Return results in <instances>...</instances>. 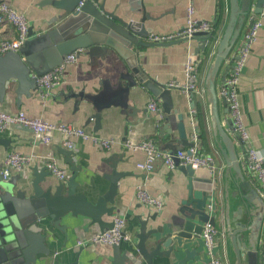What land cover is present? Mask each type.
I'll return each mask as SVG.
<instances>
[{
    "label": "crops",
    "instance_id": "1",
    "mask_svg": "<svg viewBox=\"0 0 264 264\" xmlns=\"http://www.w3.org/2000/svg\"><path fill=\"white\" fill-rule=\"evenodd\" d=\"M19 11L24 12L30 19L35 34L54 27L58 22L54 17L62 15V11L53 5H40L42 0H7ZM195 15L199 18L214 21L216 24L215 39L208 47L200 48L201 39H178L165 44L153 42L148 39L152 32L169 34L180 31L187 24V8L189 0H99L109 11H114L123 17L125 21H142L145 13L147 17L142 21L147 33L134 34L132 49L134 55H125L118 50L109 47L106 53L90 54L89 48L80 51L78 59L67 66L65 81L56 87L52 93L42 99L39 87L30 88L31 95L23 93L18 99L15 87L10 88L3 101L0 99V108L9 112L24 110L30 116H41L45 120L54 123H72L83 127L87 132L104 138H113L115 141L110 149H104L91 139H82L73 136V148L67 147L64 136L53 132V140L43 143L36 139L33 131L21 124H14L5 131L0 132L6 142L0 144V173L6 156L10 151L31 155L32 160L22 171H13L9 179L17 182L23 178L21 186L27 188L33 179V167L39 170L47 166L49 175L46 180L57 184L61 180L52 173L50 162L52 159L60 166L68 168L69 176L72 174L70 163L66 155L60 151V147L71 149L75 163L80 165L76 180L77 192L87 195L90 201L95 202L99 195L104 194L109 186L108 176L115 170L125 174L119 181L117 195L115 197V209L112 216L105 219L112 221L115 214H120L126 219V230L132 235V240L122 241L120 245L122 260L125 264H136L130 255H137L138 233L141 230V221L146 220V229L166 228L171 223L182 205L181 201L188 193V176L180 168V165L171 168L163 158L154 162L151 172H146L138 166V163L146 159V153L142 150H131L124 146V140L129 138L140 141L153 138L162 150L173 151L180 144L179 138V113L183 114L188 137L194 126L198 128L200 148L214 157L217 166L215 171L207 168H196L198 174L215 178L214 192L211 194L209 212L216 216L215 226L220 231L219 243L221 252L226 249L227 264H230L231 250L225 236V215L228 210L232 216L237 217L239 206L247 209L249 213L242 216V221L251 226L259 214L258 240L256 242L257 260L259 264L260 239L264 236V199L256 191L244 193L234 171H228V165L222 148L218 145L217 136L212 127L211 115L205 96V83L209 70L213 50L216 47L226 27L229 15L228 0H193ZM252 9L247 15L246 23L237 38L251 24L255 18H262L263 25L259 30L257 40L254 42L239 83V101L243 111V118L249 129L252 141L258 153L264 159V11H254L256 0H252ZM264 6V5H263ZM53 20V21H52ZM16 35L15 27L10 23L0 25V39L10 38ZM32 37V36H31ZM240 45V40L235 47ZM102 47V45H99ZM199 50V51H198ZM191 56L198 65L200 90L196 92L199 104H194V99L181 87L171 84L172 81L184 82L186 79L185 62ZM130 61H135L150 79L167 87L171 91L173 110L168 115L163 106V100L142 84L130 88L124 92V96L118 91V83L121 73L135 75ZM229 64L224 61L216 79L217 91L224 81ZM127 86L129 77L121 79ZM111 85L108 94L101 102L117 101L110 103L102 109L100 123L97 126L94 113L96 109L88 100L86 94H97L105 89V84ZM16 85V84H15ZM125 99V106L119 102ZM156 99L162 107L161 112L148 109L150 100ZM176 109V110H175ZM219 114L221 121L228 132H231L229 118L230 112L223 97L219 95ZM173 139V140H171ZM186 148V147H185ZM240 159L243 158L244 149L237 145ZM113 163L115 165H113ZM242 163V162H241ZM243 167V166H242ZM244 170V169H243ZM246 178L251 183L248 175ZM68 179V178H67ZM44 185H46L44 183ZM141 185L151 194L165 199L164 207L160 210L141 202L136 197V187ZM252 188V190H253ZM31 190V189H29ZM108 205H112L111 202ZM63 227H58L50 222L47 217L43 226L48 234L47 244L50 252L38 255L36 264H117L115 247L110 244L79 245L80 239H85L91 234L101 231L99 222L84 214L73 215L69 212L62 220ZM205 223H203L204 225ZM42 226V227H43ZM66 226V227H65ZM108 228V227H107ZM250 230L244 233L245 239L249 237ZM196 249L195 259L189 264H204L209 258V253L200 233V237L194 243L186 244ZM128 251V252H126ZM133 252V253H131ZM127 253L125 256L124 254ZM183 253V252H182ZM181 253V254H182ZM179 255V257H182ZM176 259L164 260L155 258V264H174ZM142 264H146L142 263ZM244 264H247L244 261Z\"/></svg>",
    "mask_w": 264,
    "mask_h": 264
},
{
    "label": "water",
    "instance_id": "2",
    "mask_svg": "<svg viewBox=\"0 0 264 264\" xmlns=\"http://www.w3.org/2000/svg\"><path fill=\"white\" fill-rule=\"evenodd\" d=\"M229 15L224 32L213 50L212 59L205 83V96L211 115L212 127L217 136L218 145L225 155L228 171H234L241 183L243 191L256 192L253 185L244 174L241 159L238 154L237 144L233 134L228 132L219 114V94L216 86V79L221 66L230 54L238 36L240 35L247 19V15L252 9V0H228ZM50 4L60 9L62 15L54 17L58 23L46 31L35 34L31 25L29 29L30 38L18 51H8L0 55V99L3 101L10 88L15 87L18 99L23 93L31 95L30 88L38 87L34 73L42 74L60 65L66 54L78 49L89 48L90 54L106 53L111 48L128 56L134 55L132 49L137 36L149 32L144 28L142 21L151 16L145 13L142 21H125L123 17L114 11H109L99 0H42L40 5ZM264 0H256L254 11L260 13L264 11ZM52 20V21H53ZM250 21L249 24H252ZM199 35L202 43L200 48L208 44V36ZM32 36V37H31ZM186 40L188 37H181ZM180 39V38H178ZM178 39H175L178 41ZM174 40V41H175ZM174 42L173 40H171ZM166 42H159L165 44ZM158 43V42H156ZM99 45H102L100 47ZM199 51V50H198ZM131 67L136 71L132 77L130 74L121 73V79L129 77L127 86L122 84L120 79L118 91L124 96V92L132 87L142 84L149 89L154 96L163 100L166 114L173 110V101L169 88L160 85L150 79L135 61H130ZM228 74L224 75V79ZM16 84V85H15ZM111 85L105 84V89L97 94H86L88 100L94 105L96 112L97 126L100 123L102 109L110 103L117 101L101 102L108 94ZM194 104H199L195 92L191 94ZM223 97V96H222ZM126 98V96H124ZM229 111L228 101L223 97ZM120 104L125 106V99ZM176 110V109H175ZM179 146L174 149L185 148L193 143L189 140L188 131L185 126L184 116L179 113ZM232 126V119L229 118ZM173 140V139H171ZM6 140L0 137V144ZM60 151L65 153L66 160L70 163L72 174L66 180H61L54 184L47 181L49 175L47 166L41 170L37 166L33 167V179L26 180L27 188L17 187L24 183L23 178L18 182L15 179L5 178L0 173V264H36L38 255L48 254V234L43 226V221L47 217L50 222L58 227H63L62 220L65 215L71 212L73 215L79 213L89 216L93 222H99L102 230L111 227L113 221H108L105 216H112L115 209V197L117 195L119 181L125 174L123 171L115 170L108 176L110 186L108 190L99 195L95 202L90 201L86 194L78 193V181L76 176L80 165L76 164L71 154V149L60 147ZM178 162V159H177ZM113 165H115L113 163ZM180 168L188 176V193L182 199L181 207L176 218L167 224L166 228L158 227L146 229V220L141 221V230L138 233L136 247L137 255H130L136 264H155V258L164 260L176 259L174 264H189L188 261L195 259L196 249L186 244L194 243L200 237L203 223L209 221L216 223V216L212 215L208 207L211 194L214 192L215 178L198 174L197 169L192 165H180ZM44 183L46 185H44ZM253 188V190H252ZM31 189V190H29ZM111 202L112 205H108ZM240 214L237 217L230 214V210L225 215V236L231 250L230 264H258L256 242L258 240V224L260 216L257 217L251 226H247L242 221V216L249 213L242 206L238 208ZM43 226V227H42ZM66 227V226H65ZM250 230L249 237L245 239L244 233ZM117 264L121 262L122 255L120 245H114ZM128 252V251H126ZM184 255L179 257V255ZM133 253V252H131ZM182 253V254H181ZM125 256L127 253L124 254ZM128 256V255H127Z\"/></svg>",
    "mask_w": 264,
    "mask_h": 264
},
{
    "label": "built area",
    "instance_id": "3",
    "mask_svg": "<svg viewBox=\"0 0 264 264\" xmlns=\"http://www.w3.org/2000/svg\"><path fill=\"white\" fill-rule=\"evenodd\" d=\"M10 23L15 27L16 35L10 38L0 39V55L8 51H18L25 42L30 38L29 29L31 22L29 17L12 6L7 0H0V25ZM263 25L262 18H254L252 24L243 31L239 40L240 45L236 46L235 42L230 54L226 58L229 64L228 74L221 84L218 94L228 101V107L232 119L231 132L237 145L244 149L242 166L248 175L251 184L264 199V159L258 153L253 144L249 129L243 118V111L239 101V83L245 63L251 52L254 42L257 40L259 30ZM216 29L214 21L199 18L195 15L194 1L189 0L187 8V24L180 31L159 34L152 32L148 39L153 42H166L181 37L195 38L199 35L211 34ZM83 48H78L65 55L63 62L50 71L42 74L34 73L36 78L39 94L42 99L48 97L52 91L65 81V72L70 63L75 62ZM186 79L180 83L172 81L171 84L181 87L186 93L198 92L199 70L198 65L193 57L189 56L185 62ZM148 109L151 111L161 112L162 107L156 99L150 100ZM14 124H21L30 128L36 139L43 143H50L53 140V132H60L65 138V144L69 148L74 147L71 140L73 136L82 139H91L104 149H110L114 143L113 138H104L102 136L91 134L83 127L72 123H54L45 120L41 116H30L24 110L9 112L0 108V132L5 131ZM189 140L193 143L186 148L177 150H162L153 138H146L140 141H133L129 138L124 140V146L131 150H142L146 153V159L138 163V166L146 172H151L154 168V162L163 158L171 167L179 165H192L194 168H207L215 171L217 166L212 154L204 152L199 145L200 135L198 128L194 126L189 134ZM178 159V162H177ZM32 160L31 155L22 154L17 151H10L5 158L2 174L9 178L13 171H22ZM50 169L59 180H66L69 177L68 168L60 166L54 159L50 162ZM136 197L153 209L160 210L164 207L165 199L161 196L151 194L147 189L138 185L136 187ZM212 208L211 205H209ZM113 224L104 230L97 231L85 239L78 241L79 245L87 244H110L119 245L122 241L132 240V235L126 230V219L120 214L113 216ZM209 253V258L204 264H227L225 259L226 249L221 252L219 243L220 231L211 222L207 221L203 225L201 232ZM259 264H264V236L260 239Z\"/></svg>",
    "mask_w": 264,
    "mask_h": 264
},
{
    "label": "trees",
    "instance_id": "4",
    "mask_svg": "<svg viewBox=\"0 0 264 264\" xmlns=\"http://www.w3.org/2000/svg\"><path fill=\"white\" fill-rule=\"evenodd\" d=\"M217 29V28H216ZM216 29L214 30V32H212L209 36H208V39L210 40L209 44H208V47L213 43L214 39H215V31Z\"/></svg>",
    "mask_w": 264,
    "mask_h": 264
}]
</instances>
